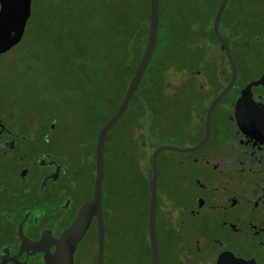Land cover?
<instances>
[{"label":"flooded vegetation","instance_id":"1","mask_svg":"<svg viewBox=\"0 0 264 264\" xmlns=\"http://www.w3.org/2000/svg\"><path fill=\"white\" fill-rule=\"evenodd\" d=\"M221 1L203 13L190 6L186 55L176 76L170 66L163 86L149 87L146 73L161 83L157 73L147 71L150 60L129 104L138 96L140 158H148L149 122L154 129L148 140L156 138L152 154L171 148L157 156L156 236L170 245L161 252L158 242L159 264H264V0H228L218 19L235 72L214 29ZM205 3L214 6L213 0ZM32 15L30 10L20 43ZM39 96L23 111L0 94V264H49L56 241L93 199L96 140L88 174L76 136L57 133L58 120L40 111ZM151 157L139 166L148 188ZM105 170L104 147L103 264H109ZM97 234L92 216L73 264H96Z\"/></svg>","mask_w":264,"mask_h":264},{"label":"rangeland","instance_id":"2","mask_svg":"<svg viewBox=\"0 0 264 264\" xmlns=\"http://www.w3.org/2000/svg\"><path fill=\"white\" fill-rule=\"evenodd\" d=\"M54 1L32 0L33 15L28 22L26 36L18 50L14 48L13 50L16 51L11 50L12 52L9 51L0 57L2 64L0 65V94L7 103L17 105L19 109L23 105L24 108L21 109L23 111L27 110L29 103H35L36 96L40 95V111L45 110L47 114L58 116L56 130L58 134L64 137L76 136L75 141L81 145L77 150L82 157L81 166H84L87 173L90 174L92 173V164L88 156L93 149L95 135L112 114L113 107L119 103V94L114 97L110 95L108 91L110 86L99 89L101 80L109 77L111 81L113 77L110 73L103 75L102 66L106 62H101L100 58L93 55L94 49H89L91 55H85L89 62V64H85V68L88 69L86 73L89 75L87 76L91 77V84L96 85L97 91L92 107L87 108L89 97L77 93L80 92L77 88L82 84L76 79L78 74L76 69L80 68L82 60L77 56L71 64H68L66 60L68 55L65 57L64 53L68 51L72 54L76 51L77 45L89 42L98 32L103 35H113L114 40L111 45L115 47L117 38L125 37L124 41L128 38L125 34L127 30L135 29L137 31L140 27L144 29L148 4L147 0ZM213 1L214 6L206 5L205 0H194V2L192 0H161L159 31L162 43L157 46L154 61H151L149 65L152 73H157L158 78L161 77L159 81H167L168 76L165 72L170 66L173 67L171 69L176 76L175 72L184 62L187 43L185 27L190 6L194 4V10L203 13L204 10H216L218 0ZM51 8L58 11H53ZM64 23L66 25L69 23V31H65L66 48H56L53 46V42L58 37L52 28L61 27L65 25ZM111 45L107 48H111ZM53 72L62 73L64 79L58 81ZM45 80L48 82L44 83ZM117 86L119 90H122L125 87V82L118 80ZM71 99H74L75 102H70ZM34 114L36 115L37 111ZM153 124L146 123V137L153 135ZM148 137L144 138V142L147 144L145 151L149 158L152 155V147L153 144L155 145L156 138L154 137L152 142L148 140ZM108 138L112 141L113 146L105 155L107 168L105 183H108L109 177L113 178L117 160L116 148L119 146L122 148L123 143H125V174L133 165L136 166L137 172L139 166L148 164V158L147 161L140 158L138 123L129 113L117 122L109 132ZM115 143L118 144L116 147H114ZM126 190L127 187H125ZM132 207L139 208L137 201L132 202ZM141 210L140 219L136 222L133 218V222L129 226L133 230H129L127 234L128 243L131 244L128 251L125 249V254L129 255L127 264H149L150 248L147 245L148 234L145 228L147 213L144 215L143 208ZM157 236L160 251L166 252V247L170 245L165 242L164 238H161L160 234ZM112 264H122V262L117 258L115 261L113 260Z\"/></svg>","mask_w":264,"mask_h":264},{"label":"trees","instance_id":"3","mask_svg":"<svg viewBox=\"0 0 264 264\" xmlns=\"http://www.w3.org/2000/svg\"><path fill=\"white\" fill-rule=\"evenodd\" d=\"M56 1V0H55ZM54 1V2H55ZM161 1V0H160ZM148 9H147V15L145 20L144 29L142 27L138 28L137 31L134 30H127L125 34L128 38L125 39H118L117 38V44L115 47H112L113 43V35H103L99 34V32L93 35L91 40L87 43L77 45L75 48L76 51L72 54L68 51H65L64 55L67 56L66 60L68 64H71L73 60L78 56L81 58L82 62L80 64V68L76 69L77 71V77L79 83L82 84L81 87H78L77 89L80 92H77L80 94H85L89 97V104H87V108H91L94 102V98L96 95V85L94 86L91 84V77L87 76L89 75L86 73L88 69L85 68V64H89L87 58L85 55H91L89 52V49H94L93 55H96V58H100L101 62H106L105 65H103V75L104 73L111 74L113 77L110 81L109 77H105V79L101 80V85H99V89L105 88L110 86L108 89L109 94L114 97V95L119 94L118 99L119 103L116 104L113 108L112 114L110 117L115 113L117 108L119 107L124 94H125V88L126 83L129 79L128 74L133 72L139 62V59L144 51L146 41H147V35H148V23H149V3L147 0ZM53 11L54 8H51ZM61 27L52 28V31L57 34V39H54L53 46L56 48L62 47L66 48L65 46V31H69V23ZM27 32V31H26ZM116 34V33H115ZM108 39V40H107ZM160 40V37L158 35L157 41ZM108 41V42H107ZM124 41V42H123ZM122 42V43H121ZM109 45H111V48H107ZM95 57V56H93ZM154 56L152 57L151 61L153 62ZM98 59V61H100ZM157 61V60H156ZM16 62V60H15ZM147 71L152 72V70L148 67ZM56 79L58 81H62L64 79V75L62 73L53 72ZM109 76V75H108ZM103 78V77H102ZM108 78V79H107ZM145 78L148 81H151L150 84H148L149 87L154 88L158 86H163V81H161L160 84H157L154 77H151L148 73H146ZM55 80V78H53ZM107 79V80H106ZM123 80L125 82V87L122 90H119L117 86V81ZM99 81V80H98ZM106 81V82H105ZM155 83V84H154ZM78 95V96H79ZM77 96V97H78ZM70 102H75L74 99H71ZM129 113V115H132L133 119H135L138 123V96H135L134 102L128 107L127 111L123 115V117ZM50 115V114H49ZM50 120H58L57 115H50ZM109 117V118H110ZM122 117V118H123ZM108 118V119H109ZM108 119L104 122L106 123ZM119 122V121H118ZM104 125V124H103ZM103 127V126H102ZM100 129L95 135V140L97 138L98 133L100 132ZM118 145L117 143L114 144ZM113 146L112 141L109 140L107 135L106 140V146H105V155L110 147ZM122 148L119 146L117 149V155H116V163H115V171L113 173V178L109 177L107 180V198L109 202V210L107 212L108 216V226L111 231V242L112 244L108 245V252L111 253V260H109V264L113 263V260L115 261L117 258L120 259L122 264H125V249L128 251L130 244L128 243L127 234L129 230L131 229V222H133V218L138 221L141 217L140 208L144 209V215L148 213V203H149V188H148V182L146 184H142L139 177V169L136 172V166L133 165L130 167V170H127L128 172L125 174V143L122 144ZM105 163H106V157H105ZM107 175V168L105 170V176ZM106 179V178H105ZM125 187H127V190L125 191ZM136 190V191H135ZM137 201L139 204V208L132 207V202ZM128 204V205H127ZM131 206V207H129ZM147 225V224H146ZM146 228V227H145ZM148 245V243H147ZM149 248V246H148ZM151 259V257H150ZM150 264V260H149Z\"/></svg>","mask_w":264,"mask_h":264},{"label":"water","instance_id":"4","mask_svg":"<svg viewBox=\"0 0 264 264\" xmlns=\"http://www.w3.org/2000/svg\"><path fill=\"white\" fill-rule=\"evenodd\" d=\"M228 0H222L215 19V33L222 42V48L229 57L235 72V66L227 44L220 38L217 30L218 19ZM149 23L148 35L142 57L135 69L134 75L115 113L103 125L96 138L95 144V181L94 194L90 203L84 205L71 226L63 232L56 241V250L49 259V264H73V253L77 242L82 238L89 226L90 218L96 216L98 224L97 260L96 264H103L104 228L102 219V183L104 179V147L109 132L123 117L130 102L140 85L141 79L155 51L158 37L159 0H148ZM31 0H0V54L6 53L17 46L23 36L27 20L30 15ZM228 91V88L213 102L210 108ZM208 132V127H207ZM171 148H157L151 157V171L149 175V206H148V239L151 253V264H159V247L156 236V193H157V156L161 151Z\"/></svg>","mask_w":264,"mask_h":264}]
</instances>
